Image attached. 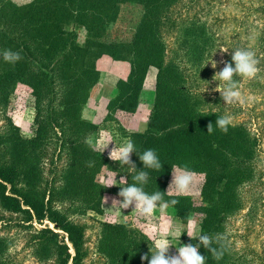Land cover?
Returning <instances> with one entry per match:
<instances>
[{
  "label": "trees",
  "instance_id": "1",
  "mask_svg": "<svg viewBox=\"0 0 264 264\" xmlns=\"http://www.w3.org/2000/svg\"><path fill=\"white\" fill-rule=\"evenodd\" d=\"M184 2L30 0L16 4L14 0H0V53L11 49L22 56L12 65L0 55V99L7 102L17 82L29 86L36 99L38 130L48 132L55 126L62 127L63 139L67 140L63 149L69 147L71 189L89 208L101 212L100 205L109 189L99 183L98 176L111 163L87 140L97 125L80 115L100 75L97 60L108 55L131 64L127 77L117 81V94L108 104L110 111L135 112L148 71L157 68L155 100L147 127L131 137L136 150L133 163L137 171H142L139 154L154 149L163 164L161 170L144 169L149 174L144 190L149 194L167 192L174 166L187 164L191 170L203 173L202 204L194 205L193 197L169 193L164 200H178L172 207L185 224L198 215L200 235L213 236L219 240L217 247L223 245L225 254L219 261L200 247V254L207 257L206 264H232L228 236L223 231L228 218L242 207L244 185L254 176L259 162L261 139L244 121L232 122L227 132L215 126L217 117L226 115L220 93L208 88L212 85L210 63L221 47L219 36L202 16L181 17L178 6ZM77 28L86 31L84 43L78 41ZM169 34L176 35V47L167 59ZM209 123L214 125L210 134ZM4 126L3 131L0 129V147L14 163L3 162L0 154V201L5 208L25 213L27 221L48 219L66 233L70 244L51 228L36 231L31 245L42 260L54 257L53 264H86L84 225L46 205L44 190L36 193L18 187L17 180L36 187L37 176L41 175L36 167L43 154L37 157V163L26 166L27 141L12 118L7 117ZM40 141L39 137L32 140L34 144ZM134 175L133 170L130 184L134 183ZM106 228L119 231L125 225ZM188 235L187 230L182 232V245L198 243ZM5 251L6 243L0 239V257Z\"/></svg>",
  "mask_w": 264,
  "mask_h": 264
},
{
  "label": "rangeland",
  "instance_id": "2",
  "mask_svg": "<svg viewBox=\"0 0 264 264\" xmlns=\"http://www.w3.org/2000/svg\"><path fill=\"white\" fill-rule=\"evenodd\" d=\"M16 4H23L30 0H14ZM179 13L184 19L202 16L213 25L218 32L221 47L211 60L210 83L208 87L214 91L218 87V79L213 78L226 63H230L231 51L238 48L251 49L259 60L260 72L254 79H237L244 96L252 97L245 104L226 105L225 114L231 115L233 122H246L260 136L259 162L254 176L243 188V204L240 210L228 218L224 236H228L226 243L230 249L232 264H264V0H185L178 6ZM78 41L84 43L86 31L77 28ZM174 35L167 36L166 58L168 59L176 47ZM213 63L216 67L214 68ZM99 78L90 89L86 101L81 106L80 115L83 119L97 125L87 140L99 154L106 157L111 165L104 166L98 176L101 185L109 190L101 203V212L89 208L82 197L76 195L69 183L67 154L69 147L63 139L61 126H55L48 132H40L36 121V99L30 88L23 82H17L10 93L7 105L0 99V129L4 130L7 117L12 118L18 126L20 136L26 140L29 166L37 163V157L43 154L39 165L41 175L37 176L36 187H29L17 180L18 187L26 190L45 191L46 205L63 212L72 222L83 224L85 227L84 248L88 254L86 264H148L141 257L148 255L154 247L156 239L165 238L173 244L168 255H177L176 247L181 244L180 236L184 230L196 237L201 233L198 215L190 218L187 224L176 215L174 207L169 206L163 213L157 210L151 215H142L134 211V205L122 209L119 205H112L113 199L121 200L118 196L119 187L126 185L119 183L121 177H126L128 184L132 169L109 159V152L120 146L134 132L144 131L155 100V83L157 68L148 71L144 87L140 96V103L133 113L121 110L110 111L108 104L117 94V81L126 78L131 64L128 61L115 60L104 55L97 60ZM207 88V85H206ZM39 133V136L37 134ZM43 136V139L41 137ZM39 137L40 142L34 144L33 139ZM132 140V139H131ZM111 142L103 152V145ZM3 162L14 163L13 157L0 147ZM40 154V155H39ZM135 152L131 154L135 161ZM25 167V166H24ZM196 172V171H194ZM192 190L185 194L169 191L170 195H184L193 197L192 203L202 204L200 197L204 183V175L196 172ZM173 179L171 173L166 191ZM117 181L110 184L109 181ZM39 189V190H38ZM107 198L105 203L104 199ZM197 218V219H196ZM181 221V223H180ZM194 221V223H189ZM122 224L125 229L113 231L106 225ZM42 228H51L65 236L67 235L48 219L27 221V215L22 212L5 208L0 201V239L6 243V251L0 257L2 264H53L54 257L42 260L32 244V236ZM70 244V243H69ZM182 245V244H181ZM74 253V250L71 249ZM236 253V254H235ZM71 264V263H70Z\"/></svg>",
  "mask_w": 264,
  "mask_h": 264
},
{
  "label": "clouds",
  "instance_id": "3",
  "mask_svg": "<svg viewBox=\"0 0 264 264\" xmlns=\"http://www.w3.org/2000/svg\"><path fill=\"white\" fill-rule=\"evenodd\" d=\"M3 60L9 64H16L22 59L19 51H12L5 49L2 53ZM235 65L233 67L232 65ZM259 60L253 50L238 48L232 52V62L226 63L223 69L218 72L213 78L218 79V87L214 91L220 93L221 99L226 105L245 104L246 101L253 99L252 97H245L240 89V81L235 77L239 76L241 79H254L258 76L260 69L258 67ZM213 67L216 65L213 63ZM231 115H224L217 117L215 126L220 130L227 132L228 127L232 124ZM213 124L209 123L207 126V133L213 132ZM111 142L103 145V152ZM136 152L135 145L130 138H127L120 146H116L109 152V159L119 161L122 165L134 170L136 175L132 177L134 183L128 184L126 177H121L119 183L126 186L119 187L118 196L121 200L113 199L112 205H119L122 209H128L134 205V211H139L142 215H151L157 208L163 213L169 206H175L178 200L172 199L170 201L164 200V195L169 191H175L179 194H185L192 190L195 178L198 175L191 170L187 164L174 166L173 179L169 185L166 193L159 190L149 194L144 190V185L149 179V174L144 169L161 170L163 164L158 158L154 149L145 150L139 154V159L142 162L144 169L142 171L136 170V165L131 160V154ZM89 166H92L91 164ZM110 184L117 183V181H109ZM105 203L107 198L104 199ZM189 223H194L190 221ZM193 240L192 235H188ZM198 243H189L181 245L177 248V255H168L169 248L173 246L170 240L165 238L156 239L153 249L149 250L151 258L146 254L141 257L142 260L148 261V264H206L207 257L200 254V247L207 249L212 257L219 261L225 254L223 245L217 247L219 240L207 234L197 235L195 237Z\"/></svg>",
  "mask_w": 264,
  "mask_h": 264
},
{
  "label": "crops",
  "instance_id": "4",
  "mask_svg": "<svg viewBox=\"0 0 264 264\" xmlns=\"http://www.w3.org/2000/svg\"><path fill=\"white\" fill-rule=\"evenodd\" d=\"M180 223H181V221H180Z\"/></svg>",
  "mask_w": 264,
  "mask_h": 264
}]
</instances>
